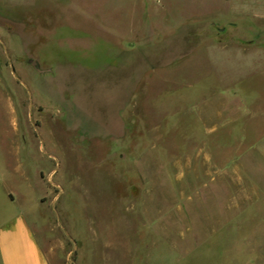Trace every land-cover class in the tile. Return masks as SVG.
I'll list each match as a JSON object with an SVG mask.
<instances>
[{
    "label": "rangeland",
    "instance_id": "1",
    "mask_svg": "<svg viewBox=\"0 0 264 264\" xmlns=\"http://www.w3.org/2000/svg\"><path fill=\"white\" fill-rule=\"evenodd\" d=\"M0 144L52 264H264V0H0Z\"/></svg>",
    "mask_w": 264,
    "mask_h": 264
},
{
    "label": "crops",
    "instance_id": "2",
    "mask_svg": "<svg viewBox=\"0 0 264 264\" xmlns=\"http://www.w3.org/2000/svg\"><path fill=\"white\" fill-rule=\"evenodd\" d=\"M13 146L22 148L20 142ZM11 171L7 165L0 166V264H52L37 230L20 208L25 196L16 194L11 184L16 176L24 181H31V177L24 170L20 174ZM39 201L43 203L42 195Z\"/></svg>",
    "mask_w": 264,
    "mask_h": 264
}]
</instances>
